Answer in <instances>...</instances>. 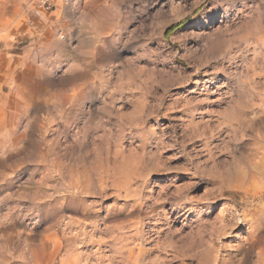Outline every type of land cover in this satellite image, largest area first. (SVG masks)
<instances>
[{"label":"rangeland","instance_id":"obj_1","mask_svg":"<svg viewBox=\"0 0 264 264\" xmlns=\"http://www.w3.org/2000/svg\"><path fill=\"white\" fill-rule=\"evenodd\" d=\"M36 3L0 0V264H211L260 203L264 0Z\"/></svg>","mask_w":264,"mask_h":264},{"label":"bare ground","instance_id":"obj_2","mask_svg":"<svg viewBox=\"0 0 264 264\" xmlns=\"http://www.w3.org/2000/svg\"><path fill=\"white\" fill-rule=\"evenodd\" d=\"M23 75L24 74L21 72L19 74L20 78H23ZM262 101L264 100L262 99ZM261 138V144L258 147L255 146L256 150L252 155L254 156L255 160L251 164V166H254V173L250 172V174L252 173V176L249 175L250 178L247 180V182L245 181L246 184L242 182L246 185V187H244L243 184L241 188L245 191V194H248V196L252 198V201H260V203L257 204V206L259 207H255V209H249L246 212L241 213V216L238 217V221L240 223L239 226L237 225V220L235 221V217L233 216L234 213L232 212V210L228 211L224 208L219 211L221 217L220 228L222 229L221 233L223 237H226L230 233L228 232L229 230L237 232L233 235V244H231V246L228 245L229 249L227 248L218 250V245H214L216 252L213 254V262L211 264H246L248 256L253 253L256 256L253 261L254 263L252 264H264V137L261 135ZM251 171L253 170L251 169ZM189 208L191 207L186 208V210ZM143 249L144 248L142 247H138V250L136 251V255H134V257L140 258L139 255L142 253Z\"/></svg>","mask_w":264,"mask_h":264},{"label":"built area","instance_id":"obj_3","mask_svg":"<svg viewBox=\"0 0 264 264\" xmlns=\"http://www.w3.org/2000/svg\"><path fill=\"white\" fill-rule=\"evenodd\" d=\"M59 0H37V6L45 10H50L56 6ZM68 1V0H63Z\"/></svg>","mask_w":264,"mask_h":264}]
</instances>
